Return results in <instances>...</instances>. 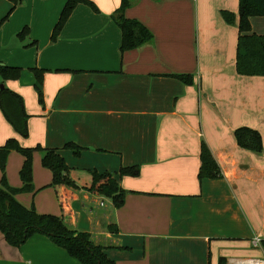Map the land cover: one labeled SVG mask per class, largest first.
<instances>
[{
  "label": "crops",
  "instance_id": "1",
  "mask_svg": "<svg viewBox=\"0 0 264 264\" xmlns=\"http://www.w3.org/2000/svg\"><path fill=\"white\" fill-rule=\"evenodd\" d=\"M92 1L98 11L81 3L53 41L67 0H23L6 21L13 3L0 0V62L24 68L5 84L30 114L23 137L0 108V146L16 138L25 147L57 148L79 185L51 186L37 150V192L17 199L93 233L117 264H219L222 256L228 264H264V250L253 245L264 239V76L237 72L239 29L222 17L229 10L238 22L239 0H130L126 17L154 38L125 52L113 18L122 0ZM251 24L252 33L264 35V16ZM23 27L31 30L27 41L19 40ZM34 68L46 70L43 105ZM176 73L192 74L193 82ZM243 126L261 133V152L239 145L235 131ZM69 142L84 148L80 156L65 147ZM203 142L222 178L200 180ZM24 159L17 151L8 156L13 187L23 185ZM132 165L138 176L118 177L127 191L123 205L87 189L93 171ZM0 264L81 263L44 234L14 247L0 231Z\"/></svg>",
  "mask_w": 264,
  "mask_h": 264
},
{
  "label": "trees",
  "instance_id": "2",
  "mask_svg": "<svg viewBox=\"0 0 264 264\" xmlns=\"http://www.w3.org/2000/svg\"><path fill=\"white\" fill-rule=\"evenodd\" d=\"M13 5L5 19L23 0H11ZM81 3L89 5L93 10L98 11L92 0H67L60 18L53 30L52 38L56 40L64 28L70 15ZM131 5L130 0H122L120 8L113 14V18L122 32V52L139 48L153 40V32L141 21L128 18L125 10ZM264 16V0H239V18L237 22L236 13L229 10H222V17L228 23L238 26L239 38L237 45L236 69L239 74L247 76H264V35L252 33L251 17ZM28 28L25 27L18 34L25 37ZM45 69L34 68L36 77L35 89L38 94L39 103L44 104L43 82ZM22 69L17 66L0 64V77L3 79L0 87V108L7 121L15 131L23 136L29 135L30 114L25 108L23 96L9 88L5 81L8 79H19ZM186 84L193 82V75L189 73L172 74ZM235 137L243 148L261 152L263 141L261 133L248 126H243L235 131ZM80 156L83 147L74 142L65 145ZM42 152V165L52 172L51 186L56 189L68 187L79 188V185L71 178V167L57 148H45L42 146L25 147L16 138H9L0 146V169L3 173L2 184L0 185V231L4 234L6 241L14 247H20L34 234L46 235L53 243L64 248L71 257L77 259L81 264H117L109 257V247L98 242V238L91 232L81 231L69 226L63 217L48 213H39L35 206L27 207L17 199L19 193H35L37 189L33 181V158L35 151ZM12 151H17L24 156V163L20 170V177L23 182L21 187L11 186L6 179L8 156ZM140 167L132 165L122 167L119 172H92V183L87 187L91 192L112 198L115 206L123 205L127 191L119 183V176H138ZM223 172L214 158L211 150L205 142L202 143L201 166L199 171L200 180L210 178L219 179ZM64 206V204H62ZM111 232H117L116 224L109 226ZM261 248L264 250V239L261 241ZM219 264H228L226 257H221Z\"/></svg>",
  "mask_w": 264,
  "mask_h": 264
},
{
  "label": "rangeland",
  "instance_id": "3",
  "mask_svg": "<svg viewBox=\"0 0 264 264\" xmlns=\"http://www.w3.org/2000/svg\"><path fill=\"white\" fill-rule=\"evenodd\" d=\"M24 2H25V0H24ZM9 18V17H8ZM8 18H4V20L3 21H6ZM4 24H0V27H2ZM24 30V27L23 28H21V30L20 31H18V34L20 33V32H22ZM30 28H28V33L26 34V36L25 37H20L19 36V40L20 39H22V40H24V39H26L27 37H29V35H30ZM51 39L54 41V39L52 38V36H51ZM25 41V40H24ZM26 41H27V39H26ZM31 43H36V40H33V42H31ZM39 45V41H37V43L34 45V46H36V45ZM31 47H33V46H30V47H27L26 49H29V48H31ZM0 64H2V65H9V64H7V63H5V62H0ZM9 66H12V65H9ZM21 69H22V73H23V71H24V68H22V67H20ZM22 76V75H21ZM21 78V77H20ZM19 78V79H20ZM2 78L0 77V83H2ZM8 80H12V79H8ZM8 80H6V81H8ZM15 80H17V79H15ZM6 81H5V83H6ZM36 90V89H35ZM37 92V91H36ZM38 95V94H37ZM37 98H38V96H37ZM38 101H39V99H38ZM2 172V171H1ZM2 178H3V173H2Z\"/></svg>",
  "mask_w": 264,
  "mask_h": 264
},
{
  "label": "built area",
  "instance_id": "4",
  "mask_svg": "<svg viewBox=\"0 0 264 264\" xmlns=\"http://www.w3.org/2000/svg\"><path fill=\"white\" fill-rule=\"evenodd\" d=\"M262 241V239L260 238V237H255L254 239H253V245L254 246H260L261 245V242Z\"/></svg>",
  "mask_w": 264,
  "mask_h": 264
},
{
  "label": "water",
  "instance_id": "5",
  "mask_svg": "<svg viewBox=\"0 0 264 264\" xmlns=\"http://www.w3.org/2000/svg\"><path fill=\"white\" fill-rule=\"evenodd\" d=\"M0 87L3 88L4 87V84H1ZM0 208H1V205H0Z\"/></svg>",
  "mask_w": 264,
  "mask_h": 264
}]
</instances>
